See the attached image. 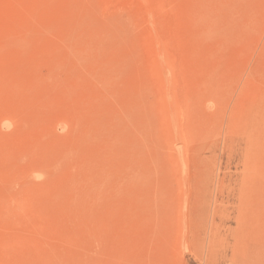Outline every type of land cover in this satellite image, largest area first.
Instances as JSON below:
<instances>
[{
  "label": "rangeland",
  "instance_id": "1",
  "mask_svg": "<svg viewBox=\"0 0 264 264\" xmlns=\"http://www.w3.org/2000/svg\"><path fill=\"white\" fill-rule=\"evenodd\" d=\"M0 264H264V0H0Z\"/></svg>",
  "mask_w": 264,
  "mask_h": 264
}]
</instances>
